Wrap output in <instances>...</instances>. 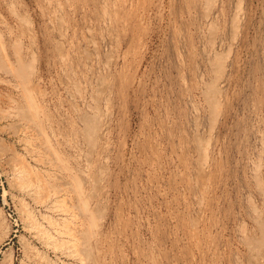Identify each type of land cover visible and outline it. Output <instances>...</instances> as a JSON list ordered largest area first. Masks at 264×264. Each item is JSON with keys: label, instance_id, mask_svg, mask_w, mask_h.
I'll return each mask as SVG.
<instances>
[{"label": "rangeland", "instance_id": "1", "mask_svg": "<svg viewBox=\"0 0 264 264\" xmlns=\"http://www.w3.org/2000/svg\"><path fill=\"white\" fill-rule=\"evenodd\" d=\"M0 38V264H264V0H0Z\"/></svg>", "mask_w": 264, "mask_h": 264}, {"label": "bare ground", "instance_id": "2", "mask_svg": "<svg viewBox=\"0 0 264 264\" xmlns=\"http://www.w3.org/2000/svg\"><path fill=\"white\" fill-rule=\"evenodd\" d=\"M49 2V1H48ZM50 6V5H49ZM236 6V5H235ZM210 11V10H209ZM104 12V11H103ZM208 15V14H207ZM59 16V15H58ZM208 17V16H207ZM235 19V18H234ZM51 23V22H50ZM214 26V25H213ZM232 26V25H231ZM213 28V27H212ZM217 28V27H216ZM86 30V29H85ZM212 30V29H211ZM87 31V30H86ZM58 32V31H57ZM60 32V31H59ZM88 32V31H87ZM215 32V31H214ZM88 39H90V38H88ZM0 40H1V38H0ZM212 42V41H211ZM15 44V43H14ZM94 44V43H93ZM19 54V53H18ZM87 56V55H86ZM88 57V56H87ZM18 63H19V60H18ZM21 64H22V62H21ZM65 67V66H64ZM90 68V67H89ZM4 69V68H3ZM9 69V68H8ZM16 70H17V68H15ZM14 70V69H13ZM16 70H15V73H16ZM18 70H20V69H18ZM104 71V70H103ZM13 72V71H12ZM92 72V71H91ZM30 73V72H29ZM11 75V74H10ZM17 75H19V77L20 78H22V75H20V74H18L17 73ZM24 75V74H23ZM25 76V75H24ZM68 76V75H67ZM102 76V75H101ZM104 78V77H103ZM23 79V78H22ZM24 80V79H23ZM27 80H28V78H27ZM89 80V79H88ZM105 81V80H104ZM28 82H29V80H28ZM23 83V82H22ZM25 83V85H26V82H24ZM23 83V84H24ZM37 83V82H36ZM35 83V84H36ZM30 84V83H29ZM28 84V85H29ZM96 85V84H95ZM20 86V85H19ZM17 87V86H16ZM75 87V86H74ZM103 87V86H102ZM34 89V88H33ZM76 89H77V87H76ZM26 90V89H25ZM30 90V89H29ZM33 91V90H32ZM75 91V90H74ZM30 92V91H29ZM102 92V91H101ZM79 94V93H78ZM89 95H91V94H89ZM99 95V94H98ZM33 96V95H32ZM33 97H35V96H33ZM98 101V100H97ZM106 101V100H105ZM33 102V101H32ZM34 103V102H33ZM104 105V104H103ZM39 108V107H38ZM95 108V107H94ZM98 108V107H97ZM99 110V109H98ZM197 111V110H196ZM40 130V129H39ZM54 138V137H53ZM52 149V148H51ZM53 150V149H52ZM54 151V150H53ZM18 163V162H17ZM22 164V163H21ZM22 166L24 167V165L22 164ZM21 166V167H22ZM25 168V167H24ZM20 169V168H19ZM199 169V168H198ZM28 169H26V171H27ZM200 170V169H199ZM20 171H21V169H20ZM201 171V170H200ZM23 173H25V172H23ZM27 175V174H26ZM200 177V176H199ZM30 181V180H29ZM38 185V184H37ZM4 194H5V192H3V196H4ZM26 205V204H25ZM26 214H27V217L26 218H30V220H32V224H36L35 226H39L40 225V223L36 220V218H34V216L32 215V213H31V211L29 210V209H27L26 208ZM56 220H52V219H50V218H48V222L50 223V224H55L56 222H55ZM264 224V223H263ZM194 225V224H193ZM197 225V224H196ZM193 228V227H192ZM197 228V227H196ZM196 228H194V229H196ZM43 230H42V232L47 236V237H45V239L46 238H53V236H52V234L50 233V232H48V230H46L44 227L42 228ZM193 229V230H194ZM57 230V229H56ZM42 233V234H43ZM43 234V235H44ZM155 255V254H154ZM10 255H8V258H10L9 257ZM6 259V258H5ZM10 260V259H9Z\"/></svg>", "mask_w": 264, "mask_h": 264}]
</instances>
